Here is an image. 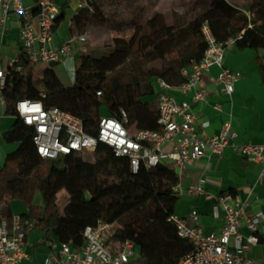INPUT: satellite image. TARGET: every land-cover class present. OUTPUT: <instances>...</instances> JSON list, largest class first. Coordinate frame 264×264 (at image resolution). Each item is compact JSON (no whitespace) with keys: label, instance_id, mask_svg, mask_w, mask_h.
Instances as JSON below:
<instances>
[{"label":"trees","instance_id":"obj_1","mask_svg":"<svg viewBox=\"0 0 264 264\" xmlns=\"http://www.w3.org/2000/svg\"><path fill=\"white\" fill-rule=\"evenodd\" d=\"M130 1L135 0H124L123 13L114 15L115 21L112 16L101 15L97 2L91 15L84 9L74 15L76 23L90 19L103 29L130 28L132 34L127 39L114 37L101 50L82 54L71 85L61 82L54 64L31 66L22 52L18 63L7 69L5 114L13 120L2 138L15 146L5 154L0 166V184L27 177L31 185L29 189L23 186L5 193L0 190V218L9 216L7 205L18 198L27 207L19 214L26 228L32 223V227L38 225L44 230L57 229L61 242L78 249L83 244L84 228L101 220L114 226L106 243L130 239L142 264H175L193 249L189 239L178 235L171 220L178 199L175 169L158 162L150 167L140 164L133 172L127 156L116 155L102 142L96 145L93 162H85L77 154L43 159L35 151L32 128L14 111L19 99H39L47 107L76 114L82 119L84 131L94 135L101 116L118 117L119 109L127 111L128 104L136 111L135 117L128 114V127L157 129L154 102H143L141 98L154 93L156 79L170 86L186 80L182 68L198 61L205 49L200 30L205 20L219 41L227 36L220 35L217 26L239 21L234 45L238 49L264 46V0H251L247 6L251 27L241 11L244 5L228 0H193L195 9L190 17L158 11L147 18ZM62 19L59 13L52 30ZM259 21L262 25H255ZM35 192H39L42 203L33 208Z\"/></svg>","mask_w":264,"mask_h":264},{"label":"built area","instance_id":"obj_2","mask_svg":"<svg viewBox=\"0 0 264 264\" xmlns=\"http://www.w3.org/2000/svg\"><path fill=\"white\" fill-rule=\"evenodd\" d=\"M97 0H78L76 10L84 9L92 14ZM19 16L20 52L31 66L52 64L64 59L79 42L86 41L92 31L89 19L81 34L72 36L60 46L51 44L52 28L59 6L54 0H33L26 6L23 0H0V116L5 115L6 99L3 93L9 67L18 63V54L4 59L1 40L6 20L10 14ZM205 49L198 61H193L181 70L186 80L177 86L182 99L169 92L171 86L161 79L155 81L157 129L128 127V113L119 109V116L103 115L99 118L95 134L84 131L82 119L58 107H47L39 99H19L14 111L21 121L32 128V142L37 154L43 159L54 160L69 154H77L85 162L95 160L98 142L113 148L116 155L129 158L131 170L139 165L150 167L165 163L181 176L182 167H191L208 156H220L226 147L236 154L261 165L259 178L264 176V143H237V133L230 120L222 123L217 133L206 134L208 120L197 122L192 103L205 100L207 91L202 85V76L212 66L219 71L215 78L224 94L230 95L234 82L242 78L239 71L224 64V55L232 46L235 37L219 41L205 20L200 27ZM240 37V34L237 35ZM100 96V92L96 93ZM169 145L168 149L164 147ZM178 169V170H177ZM204 179H200L187 192H203ZM222 208V225L215 231L205 232L200 215L192 209L186 216L173 214L171 220L178 235L189 239L193 249L180 257L175 264H258L247 255V248L258 242V233L264 224L261 210L249 211L247 200L232 191H222L214 196ZM27 223V222H26ZM19 214L0 218V264H22L25 252L26 231ZM114 226L98 220L83 230V244L76 249L70 243L60 242L59 248L45 259L46 264H136L138 252L130 239L106 243ZM249 233L243 235L240 229Z\"/></svg>","mask_w":264,"mask_h":264},{"label":"crops","instance_id":"obj_3","mask_svg":"<svg viewBox=\"0 0 264 264\" xmlns=\"http://www.w3.org/2000/svg\"><path fill=\"white\" fill-rule=\"evenodd\" d=\"M228 1L244 5L241 11L248 19L247 26L251 27L253 24L250 22V13L247 9L251 0ZM54 2L59 6L63 19L52 30L51 44L60 46L72 36L81 34L86 22H74L73 17L78 12L76 10L78 0H54ZM23 3L26 6H33V0H23ZM240 24L239 21L221 23L217 26L219 34L226 35L227 39L233 38ZM19 25V16L10 14L1 37L4 59L6 60L20 51ZM255 25L260 26L262 22H256ZM104 30L96 37L95 32L97 31L93 25L86 41L79 42L80 47L72 49L59 62L70 60L75 63L77 57L82 54L99 50L101 45H98V42L104 40L107 44L112 38L120 37V35H114L113 29ZM131 34L132 29L130 30ZM238 34L241 32L236 35ZM122 38L127 39L126 37ZM78 64L79 60L77 66ZM224 64L231 70L239 71L242 78L234 82L232 93L227 95L222 92L215 81L219 71L218 67L212 66L207 70L202 76V85L207 91V96L205 100L192 103L197 122L208 120L209 124L205 133L213 134L219 131L224 121L230 120L231 128L237 133L235 142L262 144L264 143V46L238 49L233 44L226 50ZM169 92L179 99L183 98L177 86H171ZM145 97L141 98L143 102L152 101L154 102L153 107H156V98L148 101L145 100ZM3 110L5 113V108ZM12 120L13 118L9 115L0 116L2 131L11 125ZM6 145L7 151L15 146L13 144ZM164 148L168 149L169 145ZM260 170V164L236 154L230 147H226L220 156L211 155L191 167H182L181 176H178V183L174 187L178 197L174 206V214L186 216L192 209H195L200 215L203 230L205 232L215 231L222 225L223 211L216 203L214 196L226 190L247 200L249 211L261 210L264 213V176L259 178ZM200 179H204L203 192L188 193L187 189L194 186ZM7 207L10 211L9 216L27 211L25 208L19 212L14 211L11 201ZM1 218L3 217L1 216ZM32 221L36 222L35 219ZM240 232L243 235L249 233L246 228L240 229ZM60 242L57 229L44 230L38 225L31 227L26 231L25 252L27 257L23 259L22 264H46L45 259L59 248ZM247 255L258 264H264V224L258 233V242L247 248Z\"/></svg>","mask_w":264,"mask_h":264},{"label":"rangeland","instance_id":"obj_4","mask_svg":"<svg viewBox=\"0 0 264 264\" xmlns=\"http://www.w3.org/2000/svg\"><path fill=\"white\" fill-rule=\"evenodd\" d=\"M97 7L101 15L105 14L106 16L110 17L112 16L113 21L116 19L114 18V15H118L123 13V2L124 0H97ZM132 2V1H130ZM132 7H137L139 9V13L142 15L143 18H147L148 16H151L152 14L160 11L163 13H166L169 16H174V17H190L191 15L194 14V7L195 4L193 3V0H135L132 2ZM114 16V17H113ZM251 18V16H250ZM93 25L96 29L97 32H95V36H99L101 32H104L105 30L99 26L96 22H93ZM114 30V35H120V37H126L130 35V30L127 28H123L121 30ZM106 44V42L103 40L102 42H98V45L103 46ZM100 48L99 50H101ZM98 51V50H95ZM79 60V57H77V61L73 63L72 61L70 62L65 60L62 62H55L53 65L54 70L56 71L57 75L59 76L61 82L64 85H71L74 81V71L77 66V62ZM39 70H37V76H39ZM156 95V91L152 95L146 96L145 100H154ZM126 109L128 111V114L131 117L136 116V111L129 106L128 104L125 105ZM103 113L106 114L107 112L103 110ZM4 131V130H3ZM2 129L0 128V166L3 164V156L8 152L7 151V145L4 142L2 138ZM31 185V179L27 177H20L16 179L13 182L10 183H1L0 184V190L2 192H10L13 190H19L23 186L29 189V186ZM41 196L39 192H35L33 198H32V203L31 206L33 208L37 207L38 205H41ZM11 205L13 207V210L16 212H19L23 210L24 208L27 209L25 203L21 199H12L11 200ZM4 218L5 215H2ZM121 223L125 222V220H121ZM136 258L134 259L137 263L136 264H142V261L140 260V255L137 252L136 253Z\"/></svg>","mask_w":264,"mask_h":264}]
</instances>
